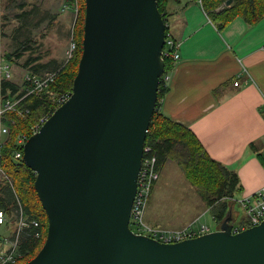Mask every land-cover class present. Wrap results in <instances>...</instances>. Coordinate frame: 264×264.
I'll list each match as a JSON object with an SVG mask.
<instances>
[{"label":"water","instance_id":"water-1","mask_svg":"<svg viewBox=\"0 0 264 264\" xmlns=\"http://www.w3.org/2000/svg\"><path fill=\"white\" fill-rule=\"evenodd\" d=\"M83 29L70 97L23 144L48 219L24 264H264V219L172 243L130 228L166 22L158 0H85Z\"/></svg>","mask_w":264,"mask_h":264},{"label":"trees","instance_id":"trees-1","mask_svg":"<svg viewBox=\"0 0 264 264\" xmlns=\"http://www.w3.org/2000/svg\"><path fill=\"white\" fill-rule=\"evenodd\" d=\"M67 1L71 4L75 2V0ZM168 1L171 0H158V9L162 12L165 22L167 15L165 9ZM199 1L202 9L219 31L235 17L243 18L249 26L256 24L264 17V0H232L230 4H226L227 0ZM27 4L25 0H7L4 10L0 14V30L11 20L24 21L26 14L29 13L25 10ZM76 6L77 16L72 30L74 48L65 64H56L53 61L37 62L38 58L35 56H29L19 63L18 60L21 59L25 51L37 43L35 37L26 38L17 48L14 49L13 46L12 51L3 54L4 62L19 63L30 73L39 74L43 70L46 72L57 71L56 77L48 85L44 95H31L22 100L20 106L23 109L28 108V113L24 115H18L15 112L6 113L10 131L0 153V164L4 172L0 177V210L4 212L6 219L2 225H6L9 230H12L8 239L14 240L17 236L20 256L14 262L4 264L26 263L38 253L45 241L48 219L34 188L35 173L23 163L22 158L17 159L14 155L17 150L23 151V146L17 142L18 136L24 134L29 137L32 133V125L40 117L54 111L49 97L53 94L71 91L82 53L85 0H76ZM167 34L166 26L165 35ZM12 39H14V32ZM171 53L172 50L169 51V54L163 55L164 73L170 72L174 67L175 61ZM227 83L215 88L214 95L220 96L219 92ZM1 87L3 93L10 89L13 94L19 89L18 83L13 80H3ZM167 91L168 85H164L161 81L158 86L156 108L146 133L145 144L152 147L159 170L168 161L177 164L186 181L211 211L217 225L225 218H229L233 223L234 203L229 200L237 199L242 189L238 174L221 161L212 158L188 126L171 119L160 111L161 99ZM260 113L264 116V108L260 109ZM248 147L264 166V142L261 140L250 142ZM19 217L25 219L26 224L18 230ZM33 220L38 222V226L31 223ZM243 223L244 221L239 224ZM38 231L40 235L36 237L35 233ZM0 238L2 237L0 236Z\"/></svg>","mask_w":264,"mask_h":264},{"label":"crops","instance_id":"crops-1","mask_svg":"<svg viewBox=\"0 0 264 264\" xmlns=\"http://www.w3.org/2000/svg\"><path fill=\"white\" fill-rule=\"evenodd\" d=\"M165 12L179 57L159 109L237 172V199L252 194L264 186V166L248 147L264 142V17L251 26L235 17L219 31L199 0L168 1Z\"/></svg>","mask_w":264,"mask_h":264},{"label":"rangeland","instance_id":"rangeland-1","mask_svg":"<svg viewBox=\"0 0 264 264\" xmlns=\"http://www.w3.org/2000/svg\"><path fill=\"white\" fill-rule=\"evenodd\" d=\"M25 1L28 3L25 5V10L29 12L25 20L20 22L11 20L0 30V59L4 58L5 52L12 51L13 46L15 49L26 38L35 37L37 43L25 51L18 60L19 63L29 56H35L38 58L37 62L53 61L56 64H65L74 48L72 30L77 16L75 6L67 0ZM6 3L7 0H0V14ZM13 32L14 39H12ZM9 63L8 67L12 71L13 80H17L16 82L21 84L20 88H22L24 84L22 77L27 71L19 63ZM44 73H46L45 70L39 74ZM229 201L234 203L233 223L243 222L245 220L243 209L236 200ZM144 217L147 224L165 230L181 229L194 222L195 225H207L211 230L217 227V221L211 211L173 161L166 162L161 168L159 179L155 182L146 205ZM2 224H0V236L3 238H0L1 252L5 251L12 241L8 239L12 230Z\"/></svg>","mask_w":264,"mask_h":264},{"label":"built area","instance_id":"built-area-1","mask_svg":"<svg viewBox=\"0 0 264 264\" xmlns=\"http://www.w3.org/2000/svg\"><path fill=\"white\" fill-rule=\"evenodd\" d=\"M73 5L75 6L74 9L76 11V0ZM177 47L178 45L176 41L172 38V36L169 33L165 35L164 45L162 48L163 55L169 54V51L172 50L171 55L173 57V60L176 61L179 57ZM3 62V59H0V153L2 146L9 137L10 131V127L7 123L8 118L6 116V113L15 112L18 115H24L25 113H28V108L23 109L20 106L22 100L31 95H44L47 92L46 88L54 80L57 74V71H50L44 74H34L26 72L22 77V82H24L22 88H20L21 84H18L19 89L17 91H14L13 94L10 89H7V91L3 93L1 87L2 81L13 80L12 71L8 67L9 64ZM168 80L169 72L163 73L160 77V82L163 81L164 85H167ZM13 81L16 82L17 80ZM70 95L71 91H65L62 93L53 94L51 97H49L54 110L58 106L66 102ZM49 116L50 114L40 117L32 125V133L38 131ZM27 138L28 136L24 134L18 136V144L23 146ZM152 151V147L144 143L141 165L137 177V188L133 198V203L130 212L129 226L131 227V229L137 233L147 235L149 237L155 238L161 242L166 243L182 241L211 231V229L207 225H195V222L190 223L186 227L177 230L160 229L146 223L144 219L145 208L148 203L153 186L160 176V170L157 165V158ZM22 155L23 151L17 150L15 152L14 157L18 159L22 158ZM3 174L4 172L0 164V177ZM235 200L243 209L245 214V220L243 224H234L233 232H237L247 227L256 225L264 219V186L260 187L252 194L245 195ZM5 220L6 219L4 212L0 210V224L4 223ZM31 223L34 226H38V222L34 220ZM25 224V219L20 217L19 229H21ZM39 235V231L35 233L36 237H39ZM19 256L20 254L18 250V239L16 236L14 240L10 241L9 246L5 251H0V264L14 262Z\"/></svg>","mask_w":264,"mask_h":264},{"label":"bare ground","instance_id":"bare-ground-1","mask_svg":"<svg viewBox=\"0 0 264 264\" xmlns=\"http://www.w3.org/2000/svg\"><path fill=\"white\" fill-rule=\"evenodd\" d=\"M131 228V227H130Z\"/></svg>","mask_w":264,"mask_h":264}]
</instances>
